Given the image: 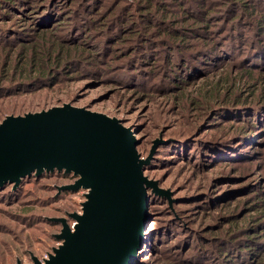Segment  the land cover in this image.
<instances>
[{
    "label": "rangeland",
    "instance_id": "374dc122",
    "mask_svg": "<svg viewBox=\"0 0 264 264\" xmlns=\"http://www.w3.org/2000/svg\"><path fill=\"white\" fill-rule=\"evenodd\" d=\"M67 1L69 8L78 5L75 0ZM69 12L67 9L61 16ZM12 14L9 7H0V27L19 23L29 36H36L28 19L18 22ZM124 15L112 26L114 37L111 30L101 39L98 31L85 30L86 56L97 53L95 42L101 46L105 42L108 52L113 47V55L124 56L120 52L127 48L131 51L133 41L125 28L138 20L127 21L129 15ZM71 19L63 22L65 31L70 29L65 24H72ZM57 34L61 35L59 30ZM28 56L10 43L0 46V124L8 116L72 104L133 127L141 157L152 156L144 175L158 183L159 192L149 190V222L133 264H218L214 246L221 252L222 239L235 230L242 242L262 241L257 244L264 252V120L258 124L254 119L255 128H245V121L233 123L234 115L227 117L226 113L236 111L211 107L225 93L228 100L236 93L249 97L258 86H264V80L227 66L189 77L187 84H179L178 76L164 83V77L148 79L138 72L140 65L107 71L108 66L97 58L54 73L58 78L52 84H23L29 79L24 71ZM167 86L173 87L165 90ZM245 116L250 118L251 112ZM236 128L247 131L242 139L225 145V151L208 149L206 145L211 144L206 138L234 134ZM53 176L27 180L17 195L8 189L0 195V264H35L33 257L42 261L63 242L56 238L62 230L58 219L66 218L70 227L75 223L69 215L81 213L89 190L60 193V188L74 181Z\"/></svg>",
    "mask_w": 264,
    "mask_h": 264
},
{
    "label": "trees",
    "instance_id": "16d2710c",
    "mask_svg": "<svg viewBox=\"0 0 264 264\" xmlns=\"http://www.w3.org/2000/svg\"><path fill=\"white\" fill-rule=\"evenodd\" d=\"M256 1V4H250L241 0H117L114 3L112 0H75L78 5L69 8L67 0H0V7L4 5L14 12L12 19L18 22L28 19L38 34L29 36L26 29L21 27L23 24L19 23L10 28L0 27V42L4 40L0 46L10 43V46L19 47L29 55L28 68L24 70L29 79L23 84H52L58 78L53 76L54 73L59 74L68 65L97 58V61L108 66L107 71L129 64L135 68L140 65L138 72L146 74L148 79L164 77V83L178 76L181 77L179 84H187L189 77L195 75L197 78L202 72L208 74L212 69L227 66L256 80H264V1ZM67 9H70L69 14L66 13L68 16H61ZM77 13L80 15L78 20L74 18ZM123 15H129L127 21L133 17L138 20L133 21L134 26L125 28L133 41L131 51L127 52V48L120 52L124 56L113 55V47L108 52L105 42L102 46L95 42L94 45L100 50L96 49L97 53L90 52L86 56V44L82 41L85 30L98 31L100 39L111 30L114 37L116 29L112 26L114 22L120 23ZM68 17L72 18V24H65L70 27L65 31L67 28L62 25ZM58 30L61 35L57 34ZM96 63L93 61L92 65ZM204 67L208 68L203 70ZM172 87L167 86L165 90ZM236 94L228 100L225 93L219 104L211 107L230 113L236 111V114L226 113L227 117L233 118L234 115L233 123L245 121V128L251 126L254 129V119L258 124L264 120V86H258L249 97ZM247 111L251 112L250 118L245 116ZM233 131L234 134L229 132L206 138L211 144L206 146L208 149L212 147V150L225 151V145L242 139L247 132L238 128ZM48 174L73 179L74 182L77 179L73 173L58 171L44 172L39 176L33 174L23 178L17 187L9 183L0 187V195L6 189L17 195L27 180ZM64 192L74 191L61 190L60 193ZM237 231L228 232L222 239L221 252L214 246L218 264H253L254 259L256 264H264V252L257 244L262 241L242 242L238 239ZM250 258L253 261H248Z\"/></svg>",
    "mask_w": 264,
    "mask_h": 264
},
{
    "label": "water",
    "instance_id": "95a60500",
    "mask_svg": "<svg viewBox=\"0 0 264 264\" xmlns=\"http://www.w3.org/2000/svg\"><path fill=\"white\" fill-rule=\"evenodd\" d=\"M117 118L64 104L8 116L0 124V187L44 172L73 173L61 190L87 189L82 214L58 219L62 244L44 264H133L149 222V190L140 141ZM35 264H42L33 257ZM20 264V263H19Z\"/></svg>",
    "mask_w": 264,
    "mask_h": 264
},
{
    "label": "built area",
    "instance_id": "2783aa9c",
    "mask_svg": "<svg viewBox=\"0 0 264 264\" xmlns=\"http://www.w3.org/2000/svg\"><path fill=\"white\" fill-rule=\"evenodd\" d=\"M81 207H82V205H81ZM79 214H82V211H81V213H79ZM75 225H76V222L71 226V229H72V230H74ZM54 249H55V248H54ZM53 254H54V252H53ZM50 255H51V254H49V255L47 256V258L43 259V260L40 261V262H41L42 264H44L46 260H49Z\"/></svg>",
    "mask_w": 264,
    "mask_h": 264
}]
</instances>
